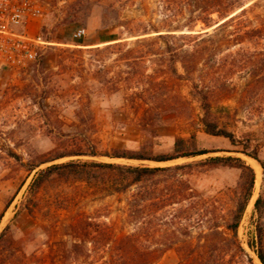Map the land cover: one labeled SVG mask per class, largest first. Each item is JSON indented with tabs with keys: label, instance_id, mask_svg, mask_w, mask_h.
I'll use <instances>...</instances> for the list:
<instances>
[{
	"label": "trees",
	"instance_id": "16d2710c",
	"mask_svg": "<svg viewBox=\"0 0 264 264\" xmlns=\"http://www.w3.org/2000/svg\"><path fill=\"white\" fill-rule=\"evenodd\" d=\"M182 1H189L198 9L185 16L184 21L172 13H163L156 20L143 18L141 14L123 15L125 5L134 0H73L67 5L61 23H91L98 37V41L93 38L76 43L72 51L80 57L87 55L91 66L106 57L123 61L126 66L123 72L108 78L103 69L97 68L94 75L99 83L109 85L111 92L120 90L118 82L122 80L127 105L140 111V149H114L102 155L142 163L77 158L39 168L45 162L64 156L100 155L92 145L88 151L78 148L52 158L28 161L29 171L39 168L29 184V192L33 194L54 176H64L66 180L91 185L96 192L103 193L102 197H129L124 208L125 221L133 226V230L116 237L106 230L105 222L83 215L66 226L64 235L69 241L58 243L51 260L53 264H155L171 248L177 249L183 264H258L246 246L259 263L264 264V182L254 200V229L246 246L239 236L256 182L254 167L243 157L214 155L165 166L143 163H166L211 152L197 148L195 133L189 137H176L170 153L157 155L152 151L158 129L169 120L190 118L192 105L196 102L201 110L202 130L239 146L241 153L258 161L264 170L259 144L250 136H238L214 113V102L225 82L220 74L210 75L203 66L212 59L218 71L225 67H221L218 58L229 59L231 67L238 63L236 58H260L258 63L264 70V23L250 19L247 9L239 4L241 0ZM214 22L219 24L209 30ZM197 25L202 28L196 30ZM250 43L252 50L248 47ZM183 84L188 87L189 98L181 92ZM85 106L86 114L80 117L82 122L93 120L89 105ZM10 155L23 163L20 154L11 152ZM198 165L234 168L239 171L238 182L220 198H204L189 180L191 170ZM189 200L191 208L188 218H184L185 202ZM10 203L9 200L5 208ZM145 212L163 216L157 234L145 226ZM3 216L1 212L0 222ZM154 219V216L149 219L152 228L157 227ZM199 224L204 229L194 237L191 229ZM8 229L6 226L0 233V264L19 261L10 260L16 249L7 237ZM183 229L187 232H182ZM152 242L156 248H152ZM109 245L113 250L104 251Z\"/></svg>",
	"mask_w": 264,
	"mask_h": 264
},
{
	"label": "rangeland",
	"instance_id": "374dc122",
	"mask_svg": "<svg viewBox=\"0 0 264 264\" xmlns=\"http://www.w3.org/2000/svg\"><path fill=\"white\" fill-rule=\"evenodd\" d=\"M37 1L42 7V16L33 20L32 32H38L50 43L44 47L42 57L29 66L17 69L0 66V213H4L0 233L9 226L7 237L16 249L10 260H19L15 264H53L58 243L69 241L64 235L66 226L83 215L105 222L108 226L106 230L116 237L133 230V226L125 221L127 195L102 197L103 193L96 192L91 185L66 180L64 176H54L39 192L33 194L29 192V184L37 169L53 162L77 158L142 163L102 155L114 149L138 150L141 147L140 111L127 105L123 81L118 82L119 91L111 92L109 85L99 83L94 75L97 68L103 69L104 76L108 78L116 72H123L126 70L124 62L106 57L91 66L87 55L80 57L72 51L76 48L75 44L83 40L94 38L98 41L91 23H61L67 5L73 0ZM239 4L247 9L250 19L264 23V0H241ZM123 10V15L141 14L143 18L153 20L163 13H172L184 21L185 16L198 9L189 1L182 0H134ZM218 24L215 23L209 30ZM78 28H85L86 35L74 37ZM201 28L202 25L195 27L196 30ZM248 47L250 50L253 48L251 43ZM259 59L236 58L238 63L231 67L229 59L218 58L221 67L225 66L218 71L212 59L203 66L210 75L220 74L225 82L214 102V113L238 136L247 135L254 139L260 146L259 157L264 162V70L260 68ZM181 92L190 97L187 85L181 86ZM86 104L93 113V120L82 122L80 117L86 114ZM200 115V107L194 102L190 118L169 120L153 138L152 151L157 155L170 153L176 137H189L195 133L197 148L210 150V153L166 163H143L165 166L202 160L207 156L233 155L241 156L250 165H255L251 161L253 158L239 151V146L232 145L226 138L206 134L199 122ZM91 145L100 155L64 156L43 163L36 170L27 169L28 161L52 158L78 148L88 151ZM11 152L20 154L23 163L12 157ZM256 163L253 197L239 228V236L245 246L254 229V200L264 182V170L258 161ZM238 179L239 171L227 166L198 165L189 174L194 190L209 200L220 198L225 191L232 190ZM9 200L11 203L5 208ZM185 206L184 218H188L190 200L185 202ZM151 213L145 212L143 221L151 233L157 234L156 229L161 228L163 216ZM151 216L155 217L156 228L150 227ZM202 229V224L192 228V236H198ZM184 231L187 232L186 229ZM150 232L148 236H151ZM152 244V248H156L154 242ZM246 248L260 264L254 253ZM103 250L109 252L113 248L109 245ZM155 264L183 263L177 249L171 248Z\"/></svg>",
	"mask_w": 264,
	"mask_h": 264
},
{
	"label": "built area",
	"instance_id": "2783aa9c",
	"mask_svg": "<svg viewBox=\"0 0 264 264\" xmlns=\"http://www.w3.org/2000/svg\"><path fill=\"white\" fill-rule=\"evenodd\" d=\"M42 16L37 0H0V66L23 68L38 61L50 42L38 32H32V22ZM74 37L86 35L78 28Z\"/></svg>",
	"mask_w": 264,
	"mask_h": 264
},
{
	"label": "bare ground",
	"instance_id": "6f19581e",
	"mask_svg": "<svg viewBox=\"0 0 264 264\" xmlns=\"http://www.w3.org/2000/svg\"><path fill=\"white\" fill-rule=\"evenodd\" d=\"M251 161H252L253 165L255 164V165L257 166V163H256V161H255V160L251 159ZM251 161H250V162H251ZM252 163H251V164H252ZM255 165H254L253 167H255V168H256V166H255ZM256 169H257V168H256Z\"/></svg>",
	"mask_w": 264,
	"mask_h": 264
}]
</instances>
